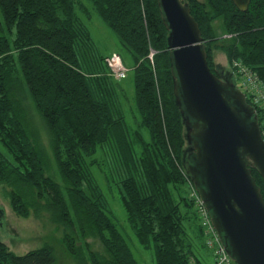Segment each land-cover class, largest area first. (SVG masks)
I'll return each instance as SVG.
<instances>
[{"label":"trees","instance_id":"trees-1","mask_svg":"<svg viewBox=\"0 0 264 264\" xmlns=\"http://www.w3.org/2000/svg\"><path fill=\"white\" fill-rule=\"evenodd\" d=\"M132 54L139 128L129 127L119 81L110 74L78 9L83 0H0V185L21 217L49 214L78 264H139L109 214L92 170L98 147L119 177L121 203L139 242L154 247L157 264H193L184 220L194 205L174 189L191 182L192 150L174 91V76L158 0H89ZM199 23L210 68L222 50L264 82V0L241 11L233 0H186ZM218 21H220L218 23ZM221 31L223 33H221ZM153 53V61L150 55ZM42 117L50 150L30 106ZM256 109L263 129L264 114ZM142 129L148 133L145 136ZM51 154L57 175L51 173ZM252 175L264 197V179ZM187 209L182 210V205ZM89 238H99L103 251ZM45 244L18 255L0 240V264H54Z\"/></svg>","mask_w":264,"mask_h":264},{"label":"water","instance_id":"water-1","mask_svg":"<svg viewBox=\"0 0 264 264\" xmlns=\"http://www.w3.org/2000/svg\"><path fill=\"white\" fill-rule=\"evenodd\" d=\"M246 11L251 0H233ZM169 30L174 91L193 147L185 168L236 264H264V138L256 109L235 82L208 64L199 23L182 0H158ZM188 159V160H187ZM5 216L0 206V219ZM1 223V220H0Z\"/></svg>","mask_w":264,"mask_h":264},{"label":"rangeland","instance_id":"rangeland-1","mask_svg":"<svg viewBox=\"0 0 264 264\" xmlns=\"http://www.w3.org/2000/svg\"><path fill=\"white\" fill-rule=\"evenodd\" d=\"M83 1L88 10L78 9L77 11L89 26L98 52L103 55L110 53L119 54L123 63L129 68L128 76L118 81L123 87L121 95L129 127L131 129H138L140 116L135 103V88L132 70L135 65L134 58L129 50L122 44L119 36L108 28L97 13L92 9L90 3L91 1ZM182 1L185 2L186 0ZM219 22L220 21H218V23ZM221 33L223 32L221 31ZM214 60L216 64L214 67L220 66L230 70V64L227 60L226 54L222 50H214ZM236 83L240 89L244 91V89L241 88L238 78H236ZM23 100L30 106V113L33 115L37 125L40 127L41 132L43 133L44 141L47 144V148L50 150L48 140L49 134L42 117L32 107L28 95L23 94ZM142 131L145 136L148 137L147 131L145 129H142ZM49 152L51 153V150ZM94 157L98 160V163L93 164L92 170L107 197L109 214L112 216L118 229L127 241L135 260L139 264H157L154 247H144L139 242L131 224L127 219L126 210L121 203L119 177L115 176L110 170V165L108 163L109 155L107 154V151L103 147L99 146ZM51 162L53 167L51 169V173L57 175L56 162L52 154ZM190 190V185L187 183L181 185L179 189H174L173 192L177 200H179L181 196L188 197L190 199ZM3 192L4 189L0 185V206L5 211V216L0 219V240L6 243L10 250L14 251L18 255H22L29 250L40 248L45 244H49L53 246L54 249V264H78L77 261L65 250L62 243L63 230L62 228H59L56 223L51 221L49 214L44 213V215L40 217L36 215H31L28 218L21 217L13 211L9 199L5 197ZM182 210L184 211L190 209H187V206L183 204ZM189 212V216L184 220L187 238L191 243V249L194 252L195 257L200 260L199 263L193 264H215V249L214 247H210L208 244L209 236L202 230L200 220L196 212H194L193 209ZM88 241L93 244L94 249L99 251L104 250L102 242L99 238H89Z\"/></svg>","mask_w":264,"mask_h":264},{"label":"built area","instance_id":"built-area-1","mask_svg":"<svg viewBox=\"0 0 264 264\" xmlns=\"http://www.w3.org/2000/svg\"><path fill=\"white\" fill-rule=\"evenodd\" d=\"M150 58L153 61V53L150 55ZM105 61L109 67L110 73L117 80L124 79L128 76L129 68L123 63L119 54L112 53L106 56ZM231 71L235 78H238L240 81L241 88L244 89L246 95L252 99L254 104L257 105L264 114V82L256 72L240 60H235L233 62ZM261 134L264 138V127L261 129ZM189 185L191 189L190 199L193 202L194 210L200 220L201 228L209 236V246L215 249V264H236L235 260L230 256L223 245L213 224L210 213L199 192L191 182H189Z\"/></svg>","mask_w":264,"mask_h":264},{"label":"flooded vegetation","instance_id":"flooded-vegetation-1","mask_svg":"<svg viewBox=\"0 0 264 264\" xmlns=\"http://www.w3.org/2000/svg\"><path fill=\"white\" fill-rule=\"evenodd\" d=\"M232 72L231 70H229V69H225L224 67H220V66H217V67H214V69H213V72L215 73V74H217L219 77H221L222 79L224 78V76H225V74H226V72ZM234 79L236 80V78H235V76H234ZM187 142H188V140H187ZM190 150L189 151H187V153H185V156H186V158H189L190 157ZM188 160V159H187ZM190 180H191V178H190ZM192 181V180H191Z\"/></svg>","mask_w":264,"mask_h":264},{"label":"crops","instance_id":"crops-1","mask_svg":"<svg viewBox=\"0 0 264 264\" xmlns=\"http://www.w3.org/2000/svg\"><path fill=\"white\" fill-rule=\"evenodd\" d=\"M111 54V53H110ZM110 54H106V55H110Z\"/></svg>","mask_w":264,"mask_h":264}]
</instances>
